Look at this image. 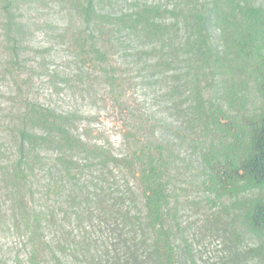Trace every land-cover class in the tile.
Instances as JSON below:
<instances>
[{"label": "trees", "instance_id": "1", "mask_svg": "<svg viewBox=\"0 0 264 264\" xmlns=\"http://www.w3.org/2000/svg\"><path fill=\"white\" fill-rule=\"evenodd\" d=\"M0 31L15 264H200L215 241L207 264L264 261V200L242 189L264 187V0H0ZM89 95L111 102L119 147L93 135Z\"/></svg>", "mask_w": 264, "mask_h": 264}, {"label": "rangeland", "instance_id": "2", "mask_svg": "<svg viewBox=\"0 0 264 264\" xmlns=\"http://www.w3.org/2000/svg\"><path fill=\"white\" fill-rule=\"evenodd\" d=\"M48 6L51 5L53 0H47ZM51 1V3H50ZM46 5L45 10L43 11L42 18H46L47 16L45 14L48 13L47 3H44ZM50 4V5H49ZM52 18H56L59 20H62L63 17L66 16V11L63 13H57V14H51ZM36 40L39 44H42L44 46H47L48 38L44 33H38L36 35ZM2 41V32L0 31V44ZM3 50L0 45V69L2 67V57H3ZM55 57H61L64 54H66V50L61 47L55 48L53 50ZM57 65H59L61 68H67L66 61L64 59H57L56 62ZM12 79V78H11ZM9 78H3L0 77V103L7 100V97H9L8 94H6L7 90H10L9 82L7 81ZM8 82V83H7ZM39 91L41 92V95L43 98L49 99L52 98L53 100H60L61 105L67 106L71 101L64 96V94L60 95H50L51 94V87L45 83V80L40 81L38 84ZM149 103V102H148ZM147 103V106L149 107V104ZM78 104L88 113L92 116V121L90 122V128L93 130L94 136H103L110 140L116 147H119L121 142V125L119 122H117L114 119L113 115V107L111 105V102L105 101L104 97L102 95H98L97 99L92 96H86L85 98H82L78 101ZM243 194H248V197L250 198H260L264 200V187H257L252 188L251 185L242 186ZM250 190V191H247ZM196 217H192L191 219H195ZM21 240L19 238L15 237H4L1 242L0 246L2 247L0 251V259L4 261L5 264H15L16 257L18 253H20V258L25 259L26 257V251L23 249V246L21 245ZM209 243L205 242V244H196L195 248L197 249V252L199 253V262L200 264H207L206 261L213 260V258L216 256L215 254H220L219 248H221L222 244L219 241H215L211 243L210 247H208ZM216 251V253L214 252ZM25 262V261H24ZM249 264H264L263 260H252L249 262Z\"/></svg>", "mask_w": 264, "mask_h": 264}]
</instances>
